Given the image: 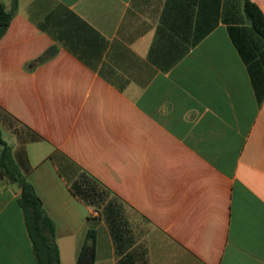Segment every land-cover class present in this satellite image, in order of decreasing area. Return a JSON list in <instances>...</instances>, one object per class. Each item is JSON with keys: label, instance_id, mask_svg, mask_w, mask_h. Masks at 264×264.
<instances>
[{"label": "crops", "instance_id": "1", "mask_svg": "<svg viewBox=\"0 0 264 264\" xmlns=\"http://www.w3.org/2000/svg\"><path fill=\"white\" fill-rule=\"evenodd\" d=\"M0 129L61 264H264V38L244 0H17ZM19 195L0 170V264H37Z\"/></svg>", "mask_w": 264, "mask_h": 264}, {"label": "trees", "instance_id": "2", "mask_svg": "<svg viewBox=\"0 0 264 264\" xmlns=\"http://www.w3.org/2000/svg\"><path fill=\"white\" fill-rule=\"evenodd\" d=\"M17 9V0H11L10 6L0 1V38L7 30ZM244 10L252 21L254 30L264 38V13L251 0H244ZM0 170L7 179L20 188L17 202L23 210L25 224L32 241L33 251L37 264H61L59 249L55 239V225L47 214L43 202L33 184L20 171L15 162L12 150L4 139L0 129ZM95 231L88 230L79 257L82 258L86 246L94 247Z\"/></svg>", "mask_w": 264, "mask_h": 264}, {"label": "water", "instance_id": "3", "mask_svg": "<svg viewBox=\"0 0 264 264\" xmlns=\"http://www.w3.org/2000/svg\"><path fill=\"white\" fill-rule=\"evenodd\" d=\"M91 261V256L87 255V253L85 254V256L79 261L78 264H89Z\"/></svg>", "mask_w": 264, "mask_h": 264}]
</instances>
